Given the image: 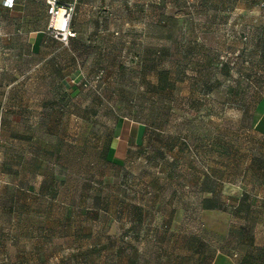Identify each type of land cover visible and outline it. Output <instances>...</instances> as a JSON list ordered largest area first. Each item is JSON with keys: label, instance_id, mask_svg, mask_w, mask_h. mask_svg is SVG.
Instances as JSON below:
<instances>
[{"label": "rangeland", "instance_id": "rangeland-1", "mask_svg": "<svg viewBox=\"0 0 264 264\" xmlns=\"http://www.w3.org/2000/svg\"><path fill=\"white\" fill-rule=\"evenodd\" d=\"M68 3L94 46L1 64L0 264H157L145 232L113 254L122 203L145 231L233 248L264 222V0ZM120 118L145 128L122 166L108 156ZM211 191L222 211L203 215Z\"/></svg>", "mask_w": 264, "mask_h": 264}, {"label": "crops", "instance_id": "crops-1", "mask_svg": "<svg viewBox=\"0 0 264 264\" xmlns=\"http://www.w3.org/2000/svg\"><path fill=\"white\" fill-rule=\"evenodd\" d=\"M46 1L13 0L11 8L0 6V70L3 68L1 64L8 61L7 58L11 61H20L23 58L32 59L35 55H40L41 61L44 63L49 61L51 57L56 58L59 55V48L51 49L52 47L58 46L62 49L72 45L94 46L96 44L92 38H83V30L81 27H76V25H70L74 36L69 38L66 44L51 38L47 32L48 15ZM79 4L81 5V1ZM35 7H41V13H35ZM35 22L37 23L36 27L34 26ZM23 51L24 53H22ZM67 52H69L68 49ZM254 110L252 128L257 134L264 136V100L261 101V107L254 105ZM144 138L145 128L143 125L126 118H120L113 135H111L109 161L116 165H124L131 149L137 145L143 146ZM208 194L210 197L204 198L201 203L202 214L222 211L220 206H223V204L220 203L215 193L211 191ZM213 195L219 208L213 210L205 209L203 207L204 201L211 199ZM118 206L116 213L121 216L119 221H121L122 225H120L121 233L119 237L122 243L121 247L117 250L113 249L112 252L119 260L130 247V242L132 240L138 242L140 237L143 236V232H145L146 237L149 238L150 234H152L155 241H157V264H264V243L259 241L258 234L260 230H264V222L255 224L253 228L251 227L250 234L243 232V229L237 243L232 246L233 248H218L208 252L207 243L200 234L174 228L173 224L168 230L161 229V231L160 227L156 226L154 222L149 226L159 228V230L156 231V229L149 228L145 231L141 228L144 226L143 218L133 217L130 213V206L126 203ZM126 216L129 218L127 220L128 227H125ZM174 222L172 220V223ZM127 239H130L129 243L125 241ZM137 245L138 247L136 248L139 251L141 244L138 242ZM138 251L136 250V253ZM132 260L134 262L133 258ZM123 264H132V262L128 259Z\"/></svg>", "mask_w": 264, "mask_h": 264}, {"label": "built area", "instance_id": "built-area-1", "mask_svg": "<svg viewBox=\"0 0 264 264\" xmlns=\"http://www.w3.org/2000/svg\"><path fill=\"white\" fill-rule=\"evenodd\" d=\"M46 4L48 15L47 32L51 38L66 44L67 40L74 36L70 28L73 4L64 3L59 5L56 0H47ZM12 5L13 2L9 6L7 0L0 1L1 7L11 8Z\"/></svg>", "mask_w": 264, "mask_h": 264}, {"label": "trees", "instance_id": "trees-1", "mask_svg": "<svg viewBox=\"0 0 264 264\" xmlns=\"http://www.w3.org/2000/svg\"><path fill=\"white\" fill-rule=\"evenodd\" d=\"M57 3H58L59 5H62V4H64V3H68V2H63V3H61V2H58V1H57ZM214 198H215V197H214V195H213L211 199H209V200H205V201H204V205H203V207H204L205 209H209V210H213V209H217V208H219V207L217 206V204L215 203V202H216V199H214Z\"/></svg>", "mask_w": 264, "mask_h": 264}, {"label": "clouds", "instance_id": "clouds-1", "mask_svg": "<svg viewBox=\"0 0 264 264\" xmlns=\"http://www.w3.org/2000/svg\"><path fill=\"white\" fill-rule=\"evenodd\" d=\"M13 0H7V4L10 6L12 4Z\"/></svg>", "mask_w": 264, "mask_h": 264}]
</instances>
